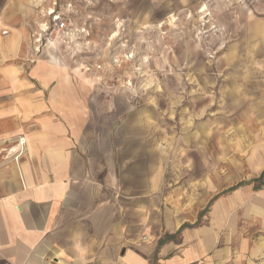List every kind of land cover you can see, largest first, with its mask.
<instances>
[{
    "label": "crops",
    "instance_id": "0c3cea01",
    "mask_svg": "<svg viewBox=\"0 0 264 264\" xmlns=\"http://www.w3.org/2000/svg\"><path fill=\"white\" fill-rule=\"evenodd\" d=\"M33 1L0 0V264H264V184L217 193L179 232L143 108L33 59Z\"/></svg>",
    "mask_w": 264,
    "mask_h": 264
},
{
    "label": "rangeland",
    "instance_id": "374dc122",
    "mask_svg": "<svg viewBox=\"0 0 264 264\" xmlns=\"http://www.w3.org/2000/svg\"><path fill=\"white\" fill-rule=\"evenodd\" d=\"M33 7L35 28H49L32 58L66 60L96 76V90L143 108L164 190H174L172 205L189 224L204 223L217 193L260 182L264 0H34ZM54 8L64 31L49 15Z\"/></svg>",
    "mask_w": 264,
    "mask_h": 264
},
{
    "label": "built area",
    "instance_id": "2783aa9c",
    "mask_svg": "<svg viewBox=\"0 0 264 264\" xmlns=\"http://www.w3.org/2000/svg\"><path fill=\"white\" fill-rule=\"evenodd\" d=\"M0 11H1V7H0ZM55 11H56V8H54L52 10V12L49 13V15L54 16V19H53L54 24L57 25L58 29H61L62 30L63 28L66 27V22L58 14H55ZM48 28L49 27H47V26H46V28H41V30L38 32V35H37L38 37H36L37 41L41 40L40 36L43 35L44 33H46V31H47ZM62 31H64V30H62ZM20 143L23 144L24 143V139H21L20 140ZM11 150L12 149H9L8 151L10 152Z\"/></svg>",
    "mask_w": 264,
    "mask_h": 264
},
{
    "label": "trees",
    "instance_id": "16d2710c",
    "mask_svg": "<svg viewBox=\"0 0 264 264\" xmlns=\"http://www.w3.org/2000/svg\"><path fill=\"white\" fill-rule=\"evenodd\" d=\"M258 180H260V183L257 185V187H260L262 184H264V171L261 173V175L257 178ZM250 181H247V182H244V183H238V184H236V185H233V186H231L230 188H229V190H233V189H235V188H237V187H239V186H242V185H244V184H248ZM187 225H190V224H188V223H185V224H183L182 226H181V228L179 229V232L185 227V226H187ZM169 237H172V235H170ZM163 241V240H162ZM160 243H161V241H160Z\"/></svg>",
    "mask_w": 264,
    "mask_h": 264
},
{
    "label": "bare ground",
    "instance_id": "6f19581e",
    "mask_svg": "<svg viewBox=\"0 0 264 264\" xmlns=\"http://www.w3.org/2000/svg\"><path fill=\"white\" fill-rule=\"evenodd\" d=\"M52 59H54V56L52 55Z\"/></svg>",
    "mask_w": 264,
    "mask_h": 264
}]
</instances>
